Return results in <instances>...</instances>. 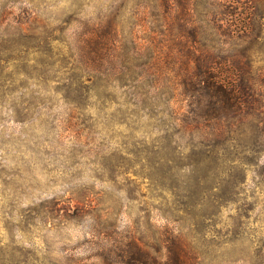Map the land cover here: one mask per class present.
<instances>
[{
	"label": "rangeland",
	"instance_id": "rangeland-1",
	"mask_svg": "<svg viewBox=\"0 0 264 264\" xmlns=\"http://www.w3.org/2000/svg\"><path fill=\"white\" fill-rule=\"evenodd\" d=\"M179 4L0 0V264H126L170 234L196 264H264V135L190 131L195 100L172 84L195 62L143 48L195 21Z\"/></svg>",
	"mask_w": 264,
	"mask_h": 264
},
{
	"label": "trees",
	"instance_id": "trees-1",
	"mask_svg": "<svg viewBox=\"0 0 264 264\" xmlns=\"http://www.w3.org/2000/svg\"><path fill=\"white\" fill-rule=\"evenodd\" d=\"M187 1L167 0L172 11H176L178 2L181 8L192 5L191 11L196 17L193 23L182 21L168 39L156 35L143 44L151 56L156 53L153 57L158 62L161 57L171 65L180 63V53L186 58L187 69L192 60L195 62L194 73L186 70L183 82L181 78L173 80V88L184 84L195 100L193 118L179 119L180 122L190 131L207 130L212 142L233 138L248 124L255 125L257 135L259 130L264 135L259 128L262 121L258 118L263 115L264 119L263 93L258 86L264 74H260L250 55L254 46L262 41L260 28L254 25L256 0H194L190 5ZM162 71L144 74L157 82ZM260 141L264 144V136ZM163 245L165 252L155 256L133 241L126 264H196L179 235L170 234Z\"/></svg>",
	"mask_w": 264,
	"mask_h": 264
}]
</instances>
